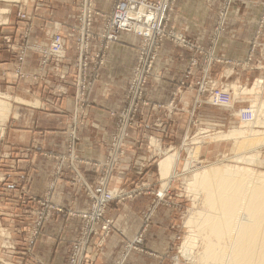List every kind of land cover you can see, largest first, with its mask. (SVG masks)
Returning a JSON list of instances; mask_svg holds the SVG:
<instances>
[{"label":"rangeland","instance_id":"1","mask_svg":"<svg viewBox=\"0 0 264 264\" xmlns=\"http://www.w3.org/2000/svg\"><path fill=\"white\" fill-rule=\"evenodd\" d=\"M151 1L156 5L159 0ZM45 2L54 5V0H0V91L3 93L0 99L11 105L9 116L5 120L0 119V264H52L38 252L42 237L58 220H66V228L72 218L80 219V231L76 238L68 241L65 263L93 264L92 253H100L117 230L116 220L110 213L112 205H121L127 198L148 192L155 200L164 202L163 206L171 208L170 212L161 213L162 218L165 214L173 216L168 226L175 232L166 264H200L196 257L184 253V244L196 234L194 225L189 223L190 215L195 212L196 205L197 208L203 207L202 201L196 199L193 191L192 171L214 164L230 168L241 166L252 169L256 174L264 173V132L261 133L263 135L255 136L252 133L247 136L236 135L238 139L236 136L233 139L230 137L231 130L235 129L264 131V124H258L264 120V0H221L207 45L188 38L184 32L171 26V13L178 0L169 2L163 23L166 34L161 38L153 36L144 39L137 32L122 31L116 40L110 41L107 38L108 20L115 12L118 0H113L109 11H103L98 0H73V13L69 16L63 14L67 16L64 20L61 21V13L57 16L56 13H49L53 20H56L55 17L60 20L53 23L54 28L43 25L38 32L48 37V41L41 45L40 42L35 44L32 41L34 19L37 17L35 12L39 14L40 3ZM239 4L248 10H255L254 28L244 46H225L223 41L229 34L227 28L230 20L235 19L231 15L232 9ZM252 15L245 17L250 21ZM62 23L68 26L67 38L61 31ZM125 32L140 39L137 60L127 88L128 106L116 113L117 122L104 146V158L101 162L91 164L98 167L99 172L91 178L83 167L86 162L79 155L80 128L86 120L91 92L100 85L108 84L101 74L107 65L110 46L119 42ZM40 35L35 34L38 41L43 40ZM56 36H61L63 40L62 50L59 46H53ZM165 41H171L191 54L178 81L176 95L164 106V119L175 113L179 116L177 126L184 121L187 124L191 122V125L186 124L180 130L176 128L174 132L167 129L165 134H169L164 136L163 146L154 138L152 144L155 149L159 146L155 154H127V142L133 131L147 134L154 127L167 126L166 122L150 116V111L143 109L151 101L145 89L154 76V67ZM142 48L154 59L149 64L146 78L141 80L142 96L137 97L138 106L134 111L129 90L134 83L136 70L141 65ZM32 53L38 57V66L33 70ZM242 56L241 61L236 62ZM227 57H233L235 62H230ZM67 58H70L68 71L64 69V60ZM258 81H262V87L256 86ZM68 89L74 100V112L69 125L64 128L62 151L35 152L32 143L15 141L20 140L15 130H28L16 126L19 119H32L27 109H42L46 106L54 113H65L64 97ZM217 90L230 93L231 103L227 106L215 103L212 97ZM187 93L194 96L190 108L185 106L186 100H190ZM261 104L263 107L254 112L252 105L261 107ZM242 110H247L243 116ZM176 152L177 162L169 178L162 177L160 161ZM40 153L49 156L55 154L52 155L55 165L48 178L47 188L43 193L34 195L32 158ZM146 156L148 159L145 161ZM192 156L194 161L188 168L187 162ZM238 156L245 159L241 160ZM127 157L129 159L126 160ZM145 163L151 166L148 176L139 172L140 164ZM133 169L136 170L134 178ZM62 180L69 181L73 200L75 189L84 192L89 200L87 209L78 212L55 200ZM158 205L153 203L147 207L144 225L133 238L124 239L113 264H125L131 251L148 249L146 235ZM163 221L159 220L161 224L167 225ZM194 239L193 255L203 248L201 238Z\"/></svg>","mask_w":264,"mask_h":264},{"label":"crops","instance_id":"2","mask_svg":"<svg viewBox=\"0 0 264 264\" xmlns=\"http://www.w3.org/2000/svg\"><path fill=\"white\" fill-rule=\"evenodd\" d=\"M57 1L54 0L53 6L46 4V2L40 3L42 6L39 7V14L38 11H34L37 17L34 19L33 43L36 44L40 42V45L46 43L48 37L42 36V34L40 35L41 32L39 33L38 31L42 29V26L45 24L48 26L47 28H54L53 23L56 20H60L56 17V20H53L54 18L49 16L50 12L56 13V16L58 13H61V21L69 16V14L73 13V0ZM242 1L243 0H241V2ZM112 2L113 0H98V4L102 5L103 11H109ZM220 3L221 0H178L175 9L171 13V26L177 31L184 32L188 38L200 44L207 45L214 23V17H216ZM53 7L54 10L50 11ZM56 7L58 9H56ZM250 14L253 15L252 19L249 21L245 16ZM231 15L235 16V19L230 20V25L227 28V33L229 32V34H227L223 43H225V46H232L233 44H236V46H244L254 28L253 16L255 15V10H248L242 7V4H239V6L236 5L232 9ZM66 22L69 23L68 21H65V23ZM72 22L73 21H71V23ZM62 24L63 28L61 31L66 37V34L68 35V26L64 25V23ZM231 27L234 28L231 29ZM232 31L235 32L230 35ZM36 33H38L43 40L40 39L38 41V39L35 38ZM139 44L140 39L138 37L129 32H125L122 34L119 42L110 46L107 65L101 74L102 78L108 84L107 86L100 85L94 89L89 96L88 106L86 107V120L84 125L80 128L81 140L79 155L86 162L83 167L87 169L91 178L95 177L99 172L98 167L91 164L93 162H101L104 158V146L110 139V135L117 122L116 113H119V110L123 107L128 106L127 88L137 60V49ZM189 54L191 53L176 46L171 41H165L163 44L154 67V76L145 89V94L151 101L150 104L146 105L143 109L145 111H150V116L166 122L167 126H163L162 128L154 127L153 130L148 131L147 134H142V132L135 133V131H133L127 142V154H155L154 151H156L157 148V150H159V146H156L155 149L152 144L154 138H156L158 144L161 143L160 146H163L165 142L164 136L169 134H165L167 129L168 131L171 129L172 132H174L176 128L180 130L181 127L186 126L187 122L185 121L177 126L176 123H179L178 114L172 113L166 120L164 119L163 113L164 106L169 104L174 95H176L178 81L187 65ZM242 58L243 56L238 57L236 62L241 61L240 59ZM37 59L38 57L32 53V70L38 66ZM227 60H231L230 62L232 63L235 62L233 57H227ZM64 62V69L68 71L70 58L65 59ZM64 69L63 71H65ZM70 93L71 90L68 89V94L64 97L66 111L63 114L54 113L46 106L42 109H27L31 112L32 119H19L16 126L21 128L25 127L28 128V130H15V132L20 135V140L15 141L20 142L24 140L32 143V150L35 152L62 151L65 139L64 128L69 125L71 114L74 112V100ZM187 95H189L190 100H186L185 106L190 108L191 103L194 101V96H191L190 93H187ZM34 100L37 101L36 98H34ZM40 103L42 104L41 100ZM187 125H191V122L189 123L188 121ZM146 126H148V124H146ZM144 127L143 124L142 128ZM151 128L152 126L150 125L149 130H151ZM172 135L174 136L173 133ZM148 139H150L149 142ZM149 144L152 146H149ZM52 155L49 156L48 154L40 153L35 154L34 158H32V161L34 160L32 162V194L34 195L43 193L47 188L48 178L53 173V167L55 165L54 156ZM127 159L129 158L127 157L126 160ZM147 159L148 157L146 156L144 160L146 161ZM149 166V163H145L144 165L140 164L141 168L139 172L145 173L146 176H148L151 168V166ZM134 173H136V170L133 169L132 178H134ZM67 178H69L68 175ZM59 187L60 190L55 200L63 203L64 206L74 208V210L78 212H80L79 210L88 208L89 200L83 191L75 189V199L73 200L69 181L62 180ZM150 194L149 192L140 194L134 198L125 199L121 205H112L110 213H112L116 220L115 224L117 230L107 240L100 253H92L91 256L94 260L93 264H113L122 249L124 239L133 238L144 225V213L147 207L153 203L162 204V208L160 205L156 207L150 221L146 235V244L149 250L131 251L125 260V264H166L170 246L175 238L174 230L168 226V221L173 216L165 214V217L162 218L161 213L170 212L169 209L171 208H166L163 206L165 205L164 202L155 200ZM162 219H164V221ZM159 220L167 225L161 224ZM80 222V219L72 218L68 222L70 224L65 228L66 220H58L56 224L47 229L42 237L38 252L42 253L52 264H66V246L69 240L76 238L78 235L80 231ZM59 226L60 228L58 229Z\"/></svg>","mask_w":264,"mask_h":264},{"label":"bare ground","instance_id":"3","mask_svg":"<svg viewBox=\"0 0 264 264\" xmlns=\"http://www.w3.org/2000/svg\"><path fill=\"white\" fill-rule=\"evenodd\" d=\"M256 83V86L263 85L262 81ZM262 105H252L253 111H259ZM10 112L11 105L0 99V119L5 120ZM258 124H264V120ZM263 132L259 129H235L231 130L230 137L233 139L236 135L247 136L250 133L255 136ZM177 157L176 152L160 161L162 177L169 178ZM239 159L245 158L240 156ZM193 161L192 156L187 162L188 168ZM192 172L193 191L203 207L197 208L196 205L189 223L194 225V236L201 238L203 248L197 254H192L193 237L184 244V253L196 257L200 264H264V173L256 174L252 169L241 166L230 168L214 164Z\"/></svg>","mask_w":264,"mask_h":264},{"label":"built area","instance_id":"4","mask_svg":"<svg viewBox=\"0 0 264 264\" xmlns=\"http://www.w3.org/2000/svg\"><path fill=\"white\" fill-rule=\"evenodd\" d=\"M169 2L170 0H159L154 5L151 0H118V3L115 4V12L108 20V40H116L122 31L137 32L144 39L152 38L153 36L157 38L164 37L166 30L163 23L166 18ZM83 21H86L85 18H83ZM83 26L82 28L85 29L86 26ZM53 46H59L61 50L63 49L61 36L55 37ZM152 59L154 58L146 54L145 49L143 50L142 48L141 65L136 70L134 83L129 90V97L132 103L131 107L134 111L138 106L137 97L142 96L141 80L146 78V73L151 65ZM213 95L214 102L223 106H227L232 101L231 94L223 90H217ZM245 111L247 110L241 111L242 116L245 115ZM127 114L130 115L131 113ZM251 114L252 112H250Z\"/></svg>","mask_w":264,"mask_h":264}]
</instances>
